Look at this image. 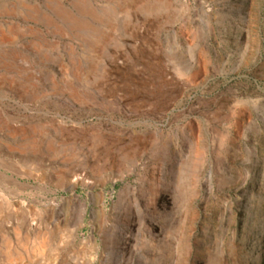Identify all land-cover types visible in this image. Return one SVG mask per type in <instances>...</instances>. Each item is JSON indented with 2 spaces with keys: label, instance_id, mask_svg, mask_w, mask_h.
I'll list each match as a JSON object with an SVG mask.
<instances>
[{
  "label": "rangeland",
  "instance_id": "1",
  "mask_svg": "<svg viewBox=\"0 0 264 264\" xmlns=\"http://www.w3.org/2000/svg\"><path fill=\"white\" fill-rule=\"evenodd\" d=\"M0 264H264V0H0Z\"/></svg>",
  "mask_w": 264,
  "mask_h": 264
},
{
  "label": "bare ground",
  "instance_id": "2",
  "mask_svg": "<svg viewBox=\"0 0 264 264\" xmlns=\"http://www.w3.org/2000/svg\"><path fill=\"white\" fill-rule=\"evenodd\" d=\"M67 13V12H66Z\"/></svg>",
  "mask_w": 264,
  "mask_h": 264
}]
</instances>
